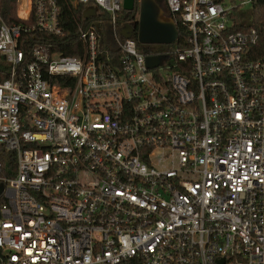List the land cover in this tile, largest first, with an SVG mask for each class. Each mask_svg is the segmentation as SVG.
Instances as JSON below:
<instances>
[{
    "label": "built area",
    "instance_id": "obj_1",
    "mask_svg": "<svg viewBox=\"0 0 264 264\" xmlns=\"http://www.w3.org/2000/svg\"><path fill=\"white\" fill-rule=\"evenodd\" d=\"M72 2L96 8L73 33L59 0L0 13V264H264L257 29H232L235 2L166 0L185 43L145 50L124 0Z\"/></svg>",
    "mask_w": 264,
    "mask_h": 264
},
{
    "label": "trees",
    "instance_id": "obj_2",
    "mask_svg": "<svg viewBox=\"0 0 264 264\" xmlns=\"http://www.w3.org/2000/svg\"><path fill=\"white\" fill-rule=\"evenodd\" d=\"M163 7L166 9V0H158ZM235 2L236 0H230ZM62 6V14L67 20V30L70 32L76 31V24L81 21L84 17L85 5L82 3L76 6L72 0H59ZM19 0H0V13L3 19L8 22H16L22 20L18 15ZM21 10V9H20ZM139 6L137 5L134 9L128 10L122 8L120 11V18L126 19L128 22L135 25L138 29V18H139ZM230 18L233 21L232 29L246 30L249 27H254L259 33L258 43L261 49L264 48L263 32H264V0H251V8L247 13L240 12L237 6L233 7L230 11ZM179 28V36L173 43H160V47L157 49H162L168 45H179L185 43V39L188 35L186 27L182 24L180 18L175 17ZM106 31L110 28L108 25L105 26ZM65 53L75 54L77 51L73 50L71 47L61 48ZM7 64L4 60V56L0 54V76L5 78L7 76ZM0 162H2V167L5 170L7 165L14 167L15 165V154L11 150H7L2 145H0ZM10 173H13L12 171ZM2 198H0V201Z\"/></svg>",
    "mask_w": 264,
    "mask_h": 264
},
{
    "label": "water",
    "instance_id": "obj_3",
    "mask_svg": "<svg viewBox=\"0 0 264 264\" xmlns=\"http://www.w3.org/2000/svg\"><path fill=\"white\" fill-rule=\"evenodd\" d=\"M137 5H139L138 29L134 24L126 22L120 28L123 36H137L145 50L148 49L149 43H171L178 38L179 28L176 20L167 13L158 0H124L123 2V7L128 10L134 9ZM95 12V7H87L84 10V17ZM165 57L167 55H148L147 63L149 66H155Z\"/></svg>",
    "mask_w": 264,
    "mask_h": 264
},
{
    "label": "rangeland",
    "instance_id": "obj_4",
    "mask_svg": "<svg viewBox=\"0 0 264 264\" xmlns=\"http://www.w3.org/2000/svg\"><path fill=\"white\" fill-rule=\"evenodd\" d=\"M226 3H229L230 0H224ZM236 0L235 3L238 4V7L240 9V12L247 13L251 8V0ZM22 11V7H21ZM139 16V15H138ZM160 45V43H157Z\"/></svg>",
    "mask_w": 264,
    "mask_h": 264
},
{
    "label": "bare ground",
    "instance_id": "obj_5",
    "mask_svg": "<svg viewBox=\"0 0 264 264\" xmlns=\"http://www.w3.org/2000/svg\"><path fill=\"white\" fill-rule=\"evenodd\" d=\"M26 12H27V9H26V7H25V3H22V11L20 10V14H21V15H25Z\"/></svg>",
    "mask_w": 264,
    "mask_h": 264
},
{
    "label": "flooded vegetation",
    "instance_id": "obj_6",
    "mask_svg": "<svg viewBox=\"0 0 264 264\" xmlns=\"http://www.w3.org/2000/svg\"><path fill=\"white\" fill-rule=\"evenodd\" d=\"M149 46L152 47V48H154V49H157V48L160 47V45L157 44V43H150Z\"/></svg>",
    "mask_w": 264,
    "mask_h": 264
}]
</instances>
